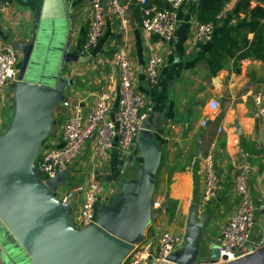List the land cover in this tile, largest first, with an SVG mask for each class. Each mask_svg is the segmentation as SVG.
<instances>
[{"label":"crops","instance_id":"obj_1","mask_svg":"<svg viewBox=\"0 0 264 264\" xmlns=\"http://www.w3.org/2000/svg\"><path fill=\"white\" fill-rule=\"evenodd\" d=\"M8 1L9 10L0 12V38L17 46L33 35L43 0ZM67 1L70 49L78 50L87 57L91 55L88 61L68 63L65 75L73 78L75 83L67 89V98L74 102L85 100L86 111L91 110L98 93L109 86L108 76L112 73L117 76L116 54L126 44L134 67L135 90L153 106L152 131L162 148L154 202L159 205L165 200L168 202V209L147 227L145 238L158 243L164 230L185 236L191 210L198 205L200 213L209 217L203 236L204 255L206 250L219 245L222 228L237 209L234 186L239 169L246 165L255 169L251 189L256 202L261 190H264L263 126L254 102L258 92L264 93V51L261 55L240 58L239 54L245 46L236 50L235 55L227 57L219 68L214 67L209 56L212 42L221 34L236 33L239 39L246 37L250 43L254 40L250 14L244 11L235 14L233 11L238 0H227L230 5L215 23L214 40L201 43L196 40L195 33L201 23L198 9L202 0H185L179 9L175 38L166 42L143 29V5L140 0H121L129 6L130 25L123 28L120 19L107 6L105 33L98 46L86 53L83 45L89 25L90 0ZM261 1L264 0H250L249 9L261 6ZM148 5L154 8L167 6V0H149ZM260 21L264 43V17ZM239 26L242 27L237 30ZM153 51L164 57L159 83L155 87L149 85L145 75L147 59ZM21 59L22 54L19 64ZM14 84L15 81L10 85ZM111 89L114 98L108 116L112 118L118 105V78L112 82ZM14 97L9 90L4 101H0V135L7 131L14 116L15 102L11 100ZM213 99L219 102L217 109L210 107ZM61 114L66 120L63 107ZM94 142V138L87 141L79 157L71 164L73 171L80 173L70 174L74 180L69 188L86 185L96 177L109 203L112 197L123 194L125 182L137 179L138 166L143 159L137 144L128 158H122L115 148L98 163L92 156ZM212 142L217 145L215 165L222 188L217 198L201 208L200 200L205 187L203 156ZM63 144L59 128L56 136L47 141L41 150ZM200 147L203 149L201 157L198 156ZM77 200L80 205V196ZM260 217L261 212H257V219ZM259 227L257 222L253 238L257 236ZM204 262L202 258L196 264Z\"/></svg>","mask_w":264,"mask_h":264},{"label":"water","instance_id":"obj_2","mask_svg":"<svg viewBox=\"0 0 264 264\" xmlns=\"http://www.w3.org/2000/svg\"><path fill=\"white\" fill-rule=\"evenodd\" d=\"M69 16L67 0H43L33 35L16 46L22 59L15 113L0 135L2 264H123L145 239L149 224L168 209L166 200L154 206L162 148L152 131L153 115L141 131L138 146L143 161L137 179L125 182L123 194L98 210L96 223L76 228L73 207L63 206L56 195L67 184L72 166L45 182L40 177L35 167L40 145L53 131L56 107L75 83L65 69L71 61L91 59L70 49ZM208 220L194 205L182 248L164 264H196L199 258H204L203 264H264V248L228 263H221L228 257L217 245L203 255Z\"/></svg>","mask_w":264,"mask_h":264},{"label":"built area","instance_id":"obj_3","mask_svg":"<svg viewBox=\"0 0 264 264\" xmlns=\"http://www.w3.org/2000/svg\"><path fill=\"white\" fill-rule=\"evenodd\" d=\"M110 8L121 21L123 28L130 25L129 6L121 0H90L91 12L86 41L83 49L86 53L92 52L103 37L106 26V6ZM185 0H167V6L154 8L149 6V0H140L143 5V29L158 35L166 42H172L176 35L179 9ZM264 8V1L259 3ZM230 3L226 2L217 18L224 16ZM10 8L8 0H0V12ZM196 40L201 43H210L215 37V22L199 23L195 33ZM21 52L16 46L0 38V101H4L8 94L6 87L11 81H16ZM164 57L157 51L150 53L145 66L146 79L151 87L159 83L161 67ZM117 76H108V87L97 95L94 107L86 111L85 100L71 101L68 98L61 102L67 115L60 130L64 144L62 146L40 149L35 167L45 182L58 174L63 173L79 157L87 141L95 139L92 156L94 159H105L112 149H118L122 158H128L133 148L139 143L141 131L148 123L153 113V106L146 97L137 92L134 87V67L128 47L123 45L116 54ZM118 78V105L113 112L111 102L114 92L112 82ZM262 118L264 143V93L258 92L254 96ZM211 109H217L219 102L213 99ZM206 124V121L204 122ZM216 142H212L203 156L205 187L200 200V207L204 208L218 197L222 188L221 178L216 170L215 156ZM254 168L243 166L235 176V193L238 206L235 213L224 225L218 246L221 255H227L228 263L240 257L264 248V190H261L258 202L252 195L251 178ZM72 173V172H71ZM60 187L56 191L63 206L73 207V217L76 228H85L96 223L97 212L106 201L107 195L102 194L99 179H90L86 185H77L59 195ZM80 196V209L75 217L77 198ZM79 204V203H78ZM154 206L159 203L154 202ZM257 212L261 217L257 219ZM76 220L79 221L77 226ZM259 222V232L254 235V227ZM185 236L171 230H164L159 236L158 243L144 239L136 244L123 264H144L152 260L155 264L169 262V256L182 248ZM247 249V250H246ZM246 250V251H245Z\"/></svg>","mask_w":264,"mask_h":264},{"label":"trees","instance_id":"obj_4","mask_svg":"<svg viewBox=\"0 0 264 264\" xmlns=\"http://www.w3.org/2000/svg\"><path fill=\"white\" fill-rule=\"evenodd\" d=\"M227 0H202L199 4L198 19L201 23L217 22L218 14L223 9ZM250 0H238L234 13L238 14L241 11L249 13L251 16L250 29L255 31V38L250 43L246 37L239 39V35L236 33H224L217 37L213 42L209 50L210 59L213 62L215 68H219L223 65L224 60L227 57L235 55L236 50L244 48L239 57H247L252 55H261L264 51V43L261 36V29L263 24L260 18L264 17V8L258 6L254 9H249ZM164 5L159 6L162 8ZM242 26H239L237 30H240Z\"/></svg>","mask_w":264,"mask_h":264},{"label":"rangeland","instance_id":"obj_5","mask_svg":"<svg viewBox=\"0 0 264 264\" xmlns=\"http://www.w3.org/2000/svg\"><path fill=\"white\" fill-rule=\"evenodd\" d=\"M20 65H21V64L18 63V65H17V69L20 68ZM66 68H67V67H66ZM11 82L13 83V81H11ZM11 82L9 83V86L6 87V89H7V91L10 90V93H12L13 95H15L16 84H14V85H10ZM15 83H16V81H15ZM11 100H12V102L14 103V102H15V97H14V100H13V99H11ZM10 102H11V101H10ZM55 113H56V118H55V125H54V128H53V131H52V133L50 134V136H49L47 139H45V140L41 143V145H40V149L43 148V145H44L47 141H50L51 139H53V138L56 136V133L58 132L59 128H61L62 124H63L64 121H65V118H64L63 115L61 114V113H62V105H61V104H59V105L56 107V111H55ZM8 126H9V124H8ZM7 128H8V127H7ZM7 128H6V129H7ZM100 161H101V159L96 158V162L99 163ZM72 173H80V172H74V171H73ZM73 180H74V178L70 175V176L68 177V182H67V184L62 185V186L60 187V191H59L58 194L61 195L62 192L68 190L69 187L71 186V182H72ZM104 203H107V201L103 202V204H104ZM79 209H80V205H79L78 203H76V208H75V217H76V218H77V216H78V214H79ZM76 224H77V226L80 225L78 220H76ZM246 250H247V249H246ZM246 250H245V251H246ZM258 254H260V253H258ZM258 254H257V255H258ZM254 257H255V256L250 257V258H248V259H252V258H254ZM201 259H202V258H199L198 261L201 260ZM244 260H247V258L244 259ZM148 264H153V261L150 260Z\"/></svg>","mask_w":264,"mask_h":264}]
</instances>
